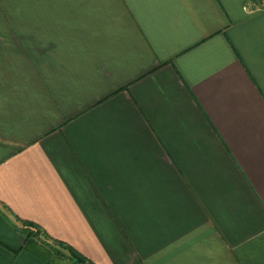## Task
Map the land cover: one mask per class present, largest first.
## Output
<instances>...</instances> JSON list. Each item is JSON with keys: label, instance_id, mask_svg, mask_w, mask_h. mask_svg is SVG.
Here are the masks:
<instances>
[{"label": "crops", "instance_id": "crops-1", "mask_svg": "<svg viewBox=\"0 0 264 264\" xmlns=\"http://www.w3.org/2000/svg\"><path fill=\"white\" fill-rule=\"evenodd\" d=\"M74 252L264 264V0H0V264Z\"/></svg>", "mask_w": 264, "mask_h": 264}, {"label": "trees", "instance_id": "trees-1", "mask_svg": "<svg viewBox=\"0 0 264 264\" xmlns=\"http://www.w3.org/2000/svg\"><path fill=\"white\" fill-rule=\"evenodd\" d=\"M23 223H24V228H20L18 226H14V228L25 236L26 239L25 248L35 253V255H37L38 257L47 260V256L42 251L41 246H38V244L34 242V236L39 235L42 232V230L39 228V226H37L34 223L31 222H23ZM33 230L35 231V233L33 232ZM43 247L48 248L49 244L43 242ZM73 261L74 264H82L86 260L78 253L74 252Z\"/></svg>", "mask_w": 264, "mask_h": 264}, {"label": "rangeland", "instance_id": "rangeland-1", "mask_svg": "<svg viewBox=\"0 0 264 264\" xmlns=\"http://www.w3.org/2000/svg\"><path fill=\"white\" fill-rule=\"evenodd\" d=\"M33 232L35 233V231H34V230H33ZM37 241H39V242H42V243H43L42 239L40 238V234H39V235H35V236H34V242H37ZM73 257H74V255H72L71 259H73ZM80 262H82V261H80Z\"/></svg>", "mask_w": 264, "mask_h": 264}]
</instances>
